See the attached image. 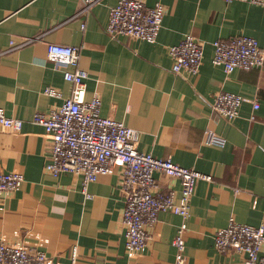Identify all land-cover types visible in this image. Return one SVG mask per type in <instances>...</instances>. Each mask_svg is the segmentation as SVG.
<instances>
[{
  "label": "crops",
  "instance_id": "1",
  "mask_svg": "<svg viewBox=\"0 0 264 264\" xmlns=\"http://www.w3.org/2000/svg\"><path fill=\"white\" fill-rule=\"evenodd\" d=\"M119 0H101L81 12L82 0H0V107L22 118L20 131L0 126V171L21 172L22 187L0 193V239L29 250H43L53 264H175L173 239L182 217L162 211L141 250L126 246L122 220V173L100 175L88 185L72 172L53 175L45 165L51 141L36 112H48L72 92L68 66L47 60V44L81 46L86 97H101V114L140 131L139 149L213 176L197 182L186 232L187 264H242L244 254L222 252L215 232L230 218L264 224V67L226 73L213 62L218 38L250 35L264 48V6L249 0H143L165 6L158 39L113 38L106 27ZM192 34L204 42L201 70L175 73L170 47ZM37 40L19 46L27 38ZM18 46V47H16ZM47 86L62 96L45 93ZM225 90L257 99L229 120L212 108ZM212 129L223 146L204 142ZM158 188L181 190V180L156 171Z\"/></svg>",
  "mask_w": 264,
  "mask_h": 264
},
{
  "label": "built area",
  "instance_id": "2",
  "mask_svg": "<svg viewBox=\"0 0 264 264\" xmlns=\"http://www.w3.org/2000/svg\"><path fill=\"white\" fill-rule=\"evenodd\" d=\"M101 0H82L81 12H88ZM231 2L233 0H226ZM263 5L264 0H249ZM165 6L157 2L148 6L143 0H119L110 8L107 33L113 38L128 36L149 42L158 39L163 25ZM39 37L27 38L23 46ZM213 62L223 66L226 73L241 69H263L264 48L257 38L236 35L218 38L213 42ZM18 47V46H16ZM204 42L186 35L170 47L173 58L172 70L180 74H198L204 59ZM81 46L61 43L47 44V60L65 64L64 77L71 82L72 92L63 103L48 112H36L33 121L45 127L51 141L50 158L45 165L47 172L57 176L72 172L83 177L87 197L88 185L100 175L122 173V191L125 207L122 220L125 225L126 246L137 251L144 248L151 238L149 228L158 220L162 211H173L182 217L173 239L176 249L175 264H187L186 232L192 198L199 180H212L211 174L183 166L171 157H157L139 149L140 131L109 116L101 114V97L95 94L86 97L88 71L80 65ZM45 93L61 97L60 90L47 86ZM251 101V120L257 119L260 107L257 99L219 90L212 108L221 116L232 120L239 115L241 105ZM22 118L9 116L0 107V126L20 131ZM204 142L223 146L226 139L212 129L205 131ZM163 171L181 180L180 193L175 189L158 188L155 172ZM25 176L21 172L0 171V193L11 192L22 187ZM215 245L222 252L237 251L244 254L242 264H264V224L259 226L242 223L234 217L227 226L215 232ZM71 264H77L78 249L73 247ZM0 264H53L43 250H29L0 239ZM107 264V263H105Z\"/></svg>",
  "mask_w": 264,
  "mask_h": 264
}]
</instances>
